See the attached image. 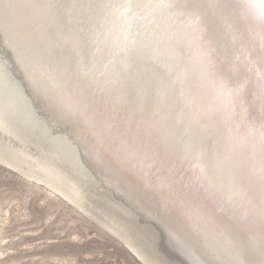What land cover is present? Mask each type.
I'll return each instance as SVG.
<instances>
[{
	"label": "bare ground",
	"instance_id": "1",
	"mask_svg": "<svg viewBox=\"0 0 264 264\" xmlns=\"http://www.w3.org/2000/svg\"><path fill=\"white\" fill-rule=\"evenodd\" d=\"M231 23L250 39L246 29L254 21ZM132 25L137 43L130 51H121L129 31L124 21L111 24L109 38L125 78L109 82L112 66L104 65L112 57L102 48L95 55L93 104L86 109L48 62L22 45L0 7V165L93 220L139 263L217 264L226 259L218 246L224 218L243 214L247 199L235 192L246 186L259 159L248 123L228 115L220 86L221 77L244 63L241 43L226 34L206 59L199 53L208 46L186 16L154 14ZM98 109L120 130L125 120L153 125L148 144L135 154L123 150L97 127ZM185 144L191 146L187 153ZM152 151L154 157L144 159ZM201 165L219 189L207 200L188 195L203 192L196 184ZM152 183L171 191H154ZM229 194L231 205L221 211L217 201ZM0 218L3 264L13 249L4 246L1 231L8 219Z\"/></svg>",
	"mask_w": 264,
	"mask_h": 264
},
{
	"label": "snow or ice",
	"instance_id": "2",
	"mask_svg": "<svg viewBox=\"0 0 264 264\" xmlns=\"http://www.w3.org/2000/svg\"><path fill=\"white\" fill-rule=\"evenodd\" d=\"M0 7L5 10V22L19 33L22 45L47 61L62 86L82 99L86 109L93 104L98 80L95 55L102 48L112 57L104 65L112 66L109 82L125 78L126 68L116 59L119 53L112 52L115 42L109 40L111 24L115 22L128 24L123 52L130 51L129 45L137 43L131 33L132 21L154 14L186 16L208 46L199 53L206 59L209 51L214 50L212 45H222L226 34L233 41L239 40L244 63L241 67L233 66L231 76L221 77L220 86L228 115H240L248 123L259 159L246 186L235 192L247 199L243 214L229 212L224 218L218 246L226 259H218L217 264H264V0H0ZM237 19L255 22L254 28L246 29L250 39L243 33L237 34L231 23ZM60 63L63 67L58 66ZM149 86V79H145V92ZM143 99L140 95L139 101ZM134 101L139 102L136 98ZM93 114L97 127L106 137L118 139L123 150L135 154L148 144L153 125L133 126L125 120L120 130L103 109L94 110ZM190 150V145H183L184 153ZM154 155V151L144 153V159L151 160ZM202 155L198 153L197 158ZM196 184L203 192H191L189 196L203 195L207 200L219 195V189L202 165ZM152 188L171 191L170 185L160 183H152ZM232 199L233 194L221 197L217 201L219 209L224 211ZM164 206H168L167 201Z\"/></svg>",
	"mask_w": 264,
	"mask_h": 264
},
{
	"label": "rangeland",
	"instance_id": "3",
	"mask_svg": "<svg viewBox=\"0 0 264 264\" xmlns=\"http://www.w3.org/2000/svg\"><path fill=\"white\" fill-rule=\"evenodd\" d=\"M0 215L13 249L3 264H140L93 220L1 165Z\"/></svg>",
	"mask_w": 264,
	"mask_h": 264
},
{
	"label": "water",
	"instance_id": "4",
	"mask_svg": "<svg viewBox=\"0 0 264 264\" xmlns=\"http://www.w3.org/2000/svg\"><path fill=\"white\" fill-rule=\"evenodd\" d=\"M123 245V244H122ZM123 247H125L128 251H129V253L131 254V255H133L136 259H137V261H140L138 258H137V256L135 255V254H133V252H131V250H129V248H127L126 246H123ZM141 264H142V262H140Z\"/></svg>",
	"mask_w": 264,
	"mask_h": 264
}]
</instances>
